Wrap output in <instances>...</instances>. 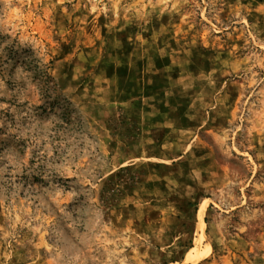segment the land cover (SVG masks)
Returning <instances> with one entry per match:
<instances>
[{"label": "rangeland", "instance_id": "rangeland-1", "mask_svg": "<svg viewBox=\"0 0 264 264\" xmlns=\"http://www.w3.org/2000/svg\"><path fill=\"white\" fill-rule=\"evenodd\" d=\"M0 264H264V0H0Z\"/></svg>", "mask_w": 264, "mask_h": 264}]
</instances>
